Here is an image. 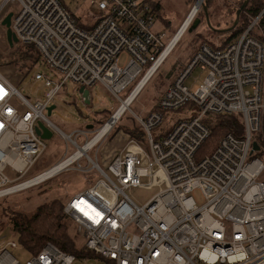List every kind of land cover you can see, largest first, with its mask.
Here are the masks:
<instances>
[{
  "label": "built area",
  "instance_id": "2783aa9c",
  "mask_svg": "<svg viewBox=\"0 0 264 264\" xmlns=\"http://www.w3.org/2000/svg\"><path fill=\"white\" fill-rule=\"evenodd\" d=\"M13 2L19 5L13 33L38 52L55 79L36 73L34 79L47 90L31 102L0 75V199L27 190L21 189L24 183L47 173L25 179L47 150L36 133L39 121L68 136L78 149L77 138L88 139L80 130L64 133L46 115L68 81L86 89L100 84L109 103H122L121 94L134 84L127 100L173 50L166 54L171 40L156 31L149 0H92L98 19L91 28L80 26L62 0H3L0 14ZM191 13L178 32L193 23L197 14L189 19ZM258 20L224 48L201 45L147 118L131 111L142 138L130 139L116 153L108 167L112 177L97 157L85 156L87 169L78 165L97 179L72 197L64 212L95 256L78 260L48 243L26 264H93V259L105 264H264V40L250 34ZM123 54L127 59L121 67ZM197 68L206 77L192 89L187 80ZM189 103L194 104L189 117L176 119L164 134L154 133L165 113ZM222 115H240L242 133L227 134L213 150L201 153L211 136L205 119ZM158 183L166 188L143 206L125 193ZM197 190L202 205L192 195ZM17 245L0 240V264H22L10 253Z\"/></svg>",
  "mask_w": 264,
  "mask_h": 264
},
{
  "label": "rangeland",
  "instance_id": "374dc122",
  "mask_svg": "<svg viewBox=\"0 0 264 264\" xmlns=\"http://www.w3.org/2000/svg\"><path fill=\"white\" fill-rule=\"evenodd\" d=\"M62 1L64 5L67 6V8L70 10V12L75 16V18L83 25L88 24L89 28H91L94 25L95 21L98 19V12L91 4L92 0ZM159 1L161 3V9H159L158 11L155 29L158 32H166L168 35V41H170L176 31H178V29L182 27L181 25L184 24L187 14H189L190 9L196 5L197 0ZM244 1L245 0H238L235 7L231 8L227 4V0H210L211 13H215V15L217 16L216 21L218 22L219 20H221V18H224L225 15L230 16V23L234 24L236 20V12L241 7V5L243 4L242 2ZM204 2L206 3L207 0H204L203 3ZM1 4L2 0H0V6ZM18 9V3L13 2L9 6H7L0 14V54H8L13 49L7 42L5 33L6 30L2 26V21L6 15L10 13L16 14L18 12ZM198 13L199 14H197L196 18L202 19L199 27L193 32H190L189 29L191 28L193 24L192 23L188 30L184 33L185 35L183 34V37H181L182 39L179 41L180 43H177V46L175 47V49H173L174 51L172 50V54L170 55V57L164 62L157 73L150 79L151 81H149L145 86V88L143 89L144 91L142 90V94L140 93L139 97L134 101V103L131 104L132 106H130L129 108L130 111L127 110V117L121 120L123 125H132L133 128H135V125L140 127L136 119L133 117L131 111H134L140 116L147 118L152 111V106H154V103H156V101L159 99L158 96L161 95L166 87H168L169 83L172 82L174 78L187 67L192 56L200 48L201 45L209 44L213 47H218L220 44L222 45L223 41L227 39L225 33L214 31V29H216L215 22L211 18L210 14L209 16L211 26H214L215 28L213 27L214 29H211L207 26L202 6H200ZM201 14H203L202 17ZM230 23L226 28H230L233 26V24L230 26ZM15 48L23 49L24 45L18 43L15 45ZM126 59V54H123L120 62L121 67L125 65ZM36 73H40L42 75L48 76L51 79H55L51 71L42 63L37 64L34 69L27 75H23L21 72L19 73L18 70L13 66L0 65V75L10 81L17 88L19 93L29 98L31 102H35L36 100L41 99L45 95V92L47 90L44 88V84L42 81L34 79V75ZM205 77L206 71L197 68L188 78L187 85H189L192 89H195L202 84ZM133 85L121 94L122 99H126L125 97L129 93ZM79 90L80 87L78 85H76L72 81H68L67 84L62 88L60 93H58V95L56 96L52 104V106H56V108L53 110L52 115L48 116V118L54 125H56L61 131L66 134L70 135L76 130L86 132L88 135V139L84 136H81L77 138V141H75V138L73 137V140L77 143V145L79 147H82L85 145L86 141L91 140L105 125H98L97 127H95L94 124H91L93 119L95 118V115L101 113L103 110L105 112L102 114H107L103 117H106L110 112H113L115 109H117V107L121 105V102L115 101V103H112V101L111 103H109L111 99L108 93L102 87V85L97 84L96 86L89 88L91 103L87 105L83 101ZM171 114L173 115L175 113ZM131 117L134 118L136 124L133 123ZM109 119L110 117L107 119V121ZM166 123L167 119H165L160 127L154 130V133L158 134L164 127H166ZM88 125H93V129H87ZM110 134L103 140V142H100L97 148L88 153V155L91 158L96 159L95 155L99 151L97 160L102 168L112 177L111 173L108 170V167L111 164L114 156L118 152V149L122 148L127 143L129 137L124 131L119 130L116 131L112 136ZM137 138H142V132H139ZM140 143L145 149H148V145L145 141L140 140ZM46 144V152L41 156L36 165L30 170L25 179L34 177L45 170L48 171V169L55 164L60 163L64 159L73 155L74 152H76V150L78 149L76 145L61 137L60 134L55 130H53V137L50 140L46 141ZM88 164L89 162L87 158L83 157L79 162H76L72 166H70L69 169L59 173L58 175H60L61 178L55 194L60 195L66 193L70 197H74L86 190L89 185L97 179V177L94 176V173L79 170L78 165H81L83 168L87 169ZM6 173L8 176L11 175L10 171H7ZM30 188L18 194L9 196L7 199L2 201L0 205L6 206L9 205L10 201H18L19 203L23 204L27 210H31L48 197L47 195L42 193V189L37 190L35 186H32ZM165 188V184L158 183L148 189L132 187L126 189L125 193L137 205L143 206L158 192L164 190ZM30 190L33 191V199L32 201L25 202L24 199L27 196L26 194ZM192 195L198 205L204 204L205 200L199 190L193 192ZM71 234L75 238L80 239L78 228L74 222L71 226ZM1 239L14 241L18 244L16 248L10 249V253L22 264H26L32 258V254L19 243L18 236L11 234L8 228L0 231V240ZM91 262L93 264H105V262L98 259H93V261Z\"/></svg>",
  "mask_w": 264,
  "mask_h": 264
},
{
  "label": "trees",
  "instance_id": "16d2710c",
  "mask_svg": "<svg viewBox=\"0 0 264 264\" xmlns=\"http://www.w3.org/2000/svg\"><path fill=\"white\" fill-rule=\"evenodd\" d=\"M149 1L150 4H152L155 8L156 15H158V11L159 9H161L160 1L154 0L153 3H151V0ZM206 6L208 8L209 14L211 15L210 0H207ZM65 7L67 8V6ZM263 11L264 0H250L246 10L240 16V21L237 27L229 33V37L227 38V40L224 41L219 47L224 48L228 44L236 41L248 29L253 20L257 17H259V20L257 24L252 28L250 34L257 39L264 40V13L262 14ZM202 16L203 14H201V17ZM78 23L80 26H84L80 21H78ZM232 24L230 23V26ZM215 27L216 29H218V27L219 29H221V26L219 24H215ZM226 27L228 26H225V28ZM39 63H41L40 55L34 48L30 46L24 45L23 49H16L14 46V48L8 54H0V65L13 66L18 70L19 73L21 72L23 75L29 74ZM133 88L134 87H132L125 98H127ZM162 94L158 96L159 99ZM156 103H154V106H152V111L157 109ZM193 107L194 104L189 103L173 115L171 113H165V119H167L166 127H164L159 133L164 134V132H167L176 119L189 117V112L193 109ZM116 110L117 109H115L113 112H110L106 117H103L107 114H102L105 112L102 110L101 113L95 115V118L93 119L91 124H94L95 127H97L98 125L103 126L107 122V119L111 117ZM127 115L128 113H125V115L119 120L120 122H117V124L112 129V132L110 134L111 136L118 130L124 131L128 135L130 140L137 139L139 132L143 133L142 129L139 126L135 125V128H133L132 125H123L121 120L126 118ZM131 119L133 123L136 124L134 118L131 117ZM205 123L211 131V136L205 142L201 149V152L203 153L207 152L208 150H213L218 145L221 138L225 135L233 134L235 136H239L242 133L243 122L240 115L210 116L205 119ZM51 168H49L48 170H50ZM46 171L47 170L41 172L40 174L45 173ZM60 178V175H56L55 177L46 180L38 186H35L37 190L42 189V193L47 195L48 197L31 210H27L25 206L18 201H10L9 205L6 206L0 205V231L8 228L11 234L18 236L19 243L23 245L32 255H36L45 245L51 243L59 250L74 255L78 260H82L84 258H92L95 256V254L86 249L83 243H81V238L77 239L71 234V226L73 224V221L65 214L64 209L72 197H70L66 193L60 195L55 194L56 189L59 185ZM32 193V190L27 192V196L24 199L25 202L32 201ZM7 198L8 197L0 199V204ZM101 261L107 262L103 259Z\"/></svg>",
  "mask_w": 264,
  "mask_h": 264
},
{
  "label": "bare ground",
  "instance_id": "6f19581e",
  "mask_svg": "<svg viewBox=\"0 0 264 264\" xmlns=\"http://www.w3.org/2000/svg\"><path fill=\"white\" fill-rule=\"evenodd\" d=\"M203 1L204 0H198L196 5L193 8L190 9V12L192 11V13H191V17L189 19H191L195 14H198L199 8L203 4ZM185 28H186V26L184 28H182L179 32L177 31L178 34L176 32V34L172 37L171 42H170V46L167 49L166 54L169 53L172 49H174L176 47L177 43L182 39L181 37H183V34L188 30L187 29L185 31ZM149 76L142 81L141 85L138 86L136 91H134V93L132 95H130L127 100L126 99L123 100L121 105L117 108V110L112 115L113 119L110 122L105 123V125L100 129L99 134L96 137L94 136L95 138L91 139L84 146H82L81 148L77 149L76 152H74L73 155H71L70 157L66 158L62 162L58 163L56 166L53 167L52 170H50L49 172H47L43 176H41L39 178H36V179H33V180H30V181H27L26 183H24L21 186V189L24 190V189H28V188H30L32 186H37L38 184H41V182H44L47 179L49 180V178L51 179V177L52 178L55 177L59 173L63 172L65 170V168H68V167L72 166L75 162H77L78 160H80L83 157L87 156V154L96 146V144L98 142H101V141H103L105 139V136H107V134L111 131L113 126L126 113L127 108H129L131 106L134 98L136 97V95L138 94L140 89L143 90L145 88V86L148 84V82L150 81L151 78H149ZM142 90H141V92H142ZM63 136L67 140L69 139L68 136H66V135H63Z\"/></svg>",
  "mask_w": 264,
  "mask_h": 264
},
{
  "label": "water",
  "instance_id": "95a60500",
  "mask_svg": "<svg viewBox=\"0 0 264 264\" xmlns=\"http://www.w3.org/2000/svg\"><path fill=\"white\" fill-rule=\"evenodd\" d=\"M197 2H198V0H197ZM249 2H250V0H245L243 2V4L241 5V7L236 12V20H235L233 26L230 27V28H227V29H214L211 26L208 8L206 6V3L204 2L201 6H202V9H203V12H204V15H205V22L207 23V26L209 28H211V29H214V31L219 32V33H229V32H232L237 27V25L239 23L240 16L246 10ZM13 16H14V13H10V14L6 15L5 18L2 21V26L6 30L5 33H6L7 42H8V44H9V46L11 48H14V46L19 43L18 38L13 33L12 28H11ZM201 22H202V19L201 18H196L195 21L193 22L191 28L189 29V31L190 32H193L194 30H196L199 27V25L201 24ZM79 93L82 96V99L85 102V104L89 105L91 103V99H90L91 97H90V91H89V89H86L85 87H81L80 90H79ZM55 108H56V106H51V107L48 108V110H47V117L52 115V112H53V110ZM112 119H113V117H111L108 120V122H110ZM93 127H94L93 125H88L87 126V129H93ZM36 133H37V135L41 139H43L45 141H48V140H50L53 137V131L50 128H48L41 121L38 122V125L36 127ZM79 148H81V147H79ZM254 149H258L257 144H254ZM50 170H52V168ZM50 170H48V171H50Z\"/></svg>",
  "mask_w": 264,
  "mask_h": 264
},
{
  "label": "crops",
  "instance_id": "0c3cea01",
  "mask_svg": "<svg viewBox=\"0 0 264 264\" xmlns=\"http://www.w3.org/2000/svg\"><path fill=\"white\" fill-rule=\"evenodd\" d=\"M3 1V0H2ZM159 1V0H158ZM237 1L238 0H227V4L229 5V7H231V8H234L235 7V5H236V3H237ZM212 8H214V7H212ZM230 10V9H229ZM228 10V11H229ZM211 18L214 20V22H215V24H219L220 26H221V29H227V28H224L225 26H227L229 23H230V16H226L225 15V17L224 18H221V20H219V22L218 21H216L217 20V16L215 15V13H211ZM230 33V32H229ZM226 34V37L228 38L229 37V34H227V33H225ZM227 40V39H226ZM225 40V41H226ZM224 42V41H223ZM221 45V44H220ZM175 79V78H174ZM173 82V81H172ZM172 82H170L169 83V85L172 83ZM168 85V86H169ZM167 88V87H166ZM166 90V89H165ZM164 90V91H165ZM129 140V139H128ZM127 143H128V141H127ZM126 143V144H127ZM125 144V145H126ZM125 145L122 147V148H120V149H118V151H120V150H122L124 147H125ZM98 153H99V151L96 153V155H95V157H97L98 156ZM58 164V163H57ZM56 165V164H55Z\"/></svg>",
  "mask_w": 264,
  "mask_h": 264
}]
</instances>
